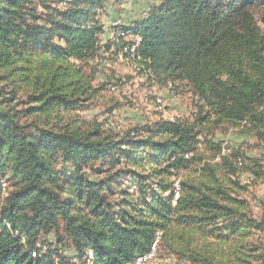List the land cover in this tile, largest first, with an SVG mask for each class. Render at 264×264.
Segmentation results:
<instances>
[{
    "label": "trees",
    "instance_id": "16d2710c",
    "mask_svg": "<svg viewBox=\"0 0 264 264\" xmlns=\"http://www.w3.org/2000/svg\"><path fill=\"white\" fill-rule=\"evenodd\" d=\"M107 1L0 0V107L8 108L0 111V178L9 173L16 181L6 196L0 185V264H134L151 252L158 235L159 254L202 264L198 257L208 255L211 241H231L216 229L230 236L244 225L264 232V213L253 219L194 181L172 178L195 161L215 195L230 197L218 167L233 190H245L238 174L248 170L250 157L240 150L226 155L222 144L209 141L212 154L201 153L199 123L207 110V117L214 115L208 130L242 129L264 149V30L255 15L264 11V0H155L125 27L141 39L139 72L160 86L186 84L199 113L192 124L159 120L121 138L75 116L95 96L84 64L102 56L100 17ZM145 154L159 165L156 176L167 178L138 173ZM97 164L132 171L130 187L120 190L118 178H90L86 172ZM193 210L205 214L195 217ZM191 223L200 225L201 241L182 234L179 241L168 239L175 225ZM52 235L56 243L47 245ZM178 243L186 249L177 250ZM243 253L235 264L246 261ZM203 263L222 264L214 257Z\"/></svg>",
    "mask_w": 264,
    "mask_h": 264
},
{
    "label": "rangeland",
    "instance_id": "374dc122",
    "mask_svg": "<svg viewBox=\"0 0 264 264\" xmlns=\"http://www.w3.org/2000/svg\"><path fill=\"white\" fill-rule=\"evenodd\" d=\"M52 1L60 2L62 0ZM154 1H107L105 10L100 17L104 25V34L100 38L102 56L97 61L84 64L85 80L91 83L95 96L89 103L85 104L87 108L85 111L78 112L75 115L78 117L77 119L83 120L90 128L92 125L102 124L104 131L114 132L116 137L121 138L129 131L153 125L159 120H179L183 123L192 124L198 118V98L195 97L191 88L186 84L160 86L157 83V85L139 72L137 63L134 60L127 59L121 54L117 55L112 50L109 52H105L104 50V47L109 44L108 34L114 21L121 20L132 26L140 20L149 7L154 5ZM255 15L259 25L264 30V11H256ZM113 18L119 19L111 21ZM125 23L122 24L126 25ZM19 99L20 101L24 100L21 95ZM10 107L16 110H21L22 108L21 106L18 107L16 103H12ZM7 109V105L0 107V111ZM206 111L204 110L202 114L203 119L204 117L206 119L199 123L200 130H203V134L200 137V141L203 142L201 153L207 156L212 154V151L206 145V141H209L215 144H222L226 155H231L232 152L240 150L247 159L250 157L251 161L248 160V166H246L248 170L243 168L238 174V180L245 187V190H233L230 176L226 175L224 167H218L216 168V174L223 187L225 186L224 189L230 193V197L224 198L215 195L214 191L211 190L212 188H210L214 185L213 182L201 173V166L195 161L187 164L184 169L179 170L177 175L174 174L172 176L174 178L173 181L177 180L176 178L182 181H194L197 186H201L204 192L216 198V200H219L225 206L236 207L251 218L260 220L264 213V149L262 148V144L258 143V139L255 136L243 133L242 129L228 130L227 127H223L222 130H213V128L208 130L209 127H213L212 120H214V115L207 117ZM108 124H114L116 130H110L111 128L107 126ZM60 165L59 161L58 167H61ZM106 165L103 167V164H97L90 167L86 173L96 181L107 177L118 178L120 179V190H126L130 187L131 181L134 178L132 171L130 175H125L121 168L116 167L110 170L111 167ZM139 165L141 166V170L138 173L142 171L146 173H142L143 175L153 174L155 181L167 178V175L156 176L159 165L155 166L152 158L147 154L140 157ZM129 169L136 171L134 168ZM100 170L104 171L102 175L97 174ZM252 172L262 174L263 176L258 177ZM172 178L165 181L170 183L172 182ZM15 183L16 181L13 180L9 173L5 177H1L0 185L4 189L3 195L6 196V193H10ZM186 195L187 192L184 197ZM112 201L115 200L112 199ZM204 214L205 212L193 210L195 217H202ZM199 226L196 223H191L188 226L177 224L173 227L168 239L179 241V236L182 234L189 238L190 241H201V235L198 231ZM213 228L210 225L206 228V231H211ZM215 231V235L229 237L231 241H211L212 243H209L211 249H209L206 257H214L222 264H235L233 261L239 258L236 255L243 253L244 250L249 248V250L244 251L243 255H241L242 257L245 256L246 261L239 264H261V257L264 253V232H256L255 229L246 225L241 230H238L236 234H231L232 236L224 234L221 229H216ZM50 242L56 243L54 235L49 237L47 245ZM178 244L180 246L176 245L177 247H175L177 250L186 249L181 243ZM204 246L205 242L200 247L206 249ZM202 253H205V251L202 250ZM68 254L67 252L66 255ZM166 256V254H159L158 264H166ZM206 257L199 255L198 258L204 264L203 261ZM173 259V264H201L191 259L185 261L179 260L180 257L176 255L173 256Z\"/></svg>",
    "mask_w": 264,
    "mask_h": 264
},
{
    "label": "bare ground",
    "instance_id": "6f19581e",
    "mask_svg": "<svg viewBox=\"0 0 264 264\" xmlns=\"http://www.w3.org/2000/svg\"><path fill=\"white\" fill-rule=\"evenodd\" d=\"M124 28H125V25H123L122 23H119V21H115L112 23L111 28H110L111 30L109 31V35H108L109 36L108 42L112 43L114 45L112 47V51L115 52L116 51L115 46L118 43H121V41H123L124 37H128V39H130L131 43L122 42L123 46H122V51L120 52V54L123 55L124 57H126L127 59H130V60H134V61L139 60V58L136 57V53H137V51L139 52L138 47L141 43V39H139V37L133 38L132 36L128 35L127 32H125ZM107 126L109 128H111L110 130H116V126L114 124H108ZM178 185H179V182L176 181L175 182L176 189H178ZM132 190L136 191V187H133ZM158 238H160L159 235H158Z\"/></svg>",
    "mask_w": 264,
    "mask_h": 264
},
{
    "label": "built area",
    "instance_id": "2783aa9c",
    "mask_svg": "<svg viewBox=\"0 0 264 264\" xmlns=\"http://www.w3.org/2000/svg\"><path fill=\"white\" fill-rule=\"evenodd\" d=\"M119 21V23H123L121 20H117ZM123 42H130V39H128V37H124ZM122 51V48H121ZM116 90V89H114ZM179 185H178V189L177 191H179ZM159 241L160 238H156V241L154 242L153 246H152V250L149 254L144 255V256H140L137 258V260L135 261L134 264H158V260H159V252H158V245H159ZM92 253H90V257H92ZM173 256H166L165 258V263L166 264H173Z\"/></svg>",
    "mask_w": 264,
    "mask_h": 264
},
{
    "label": "crops",
    "instance_id": "0c3cea01",
    "mask_svg": "<svg viewBox=\"0 0 264 264\" xmlns=\"http://www.w3.org/2000/svg\"><path fill=\"white\" fill-rule=\"evenodd\" d=\"M117 19H119V18H113L111 21H114V20H117ZM115 22V21H114ZM123 22V21H122ZM123 23H125V22H123ZM126 25L125 26H130V24H127V23H125ZM109 35V34H108Z\"/></svg>",
    "mask_w": 264,
    "mask_h": 264
}]
</instances>
